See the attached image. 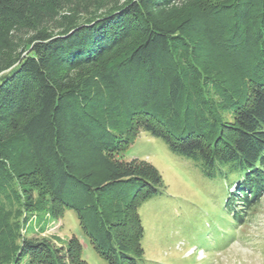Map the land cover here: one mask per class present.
<instances>
[{
	"label": "trees",
	"instance_id": "1",
	"mask_svg": "<svg viewBox=\"0 0 264 264\" xmlns=\"http://www.w3.org/2000/svg\"><path fill=\"white\" fill-rule=\"evenodd\" d=\"M99 1L0 0L3 264H63L1 213L17 187L29 213L47 200L74 210L108 264L144 263L138 207L166 185L152 165L116 159L131 130L198 161L234 220L264 194V0H113L91 13Z\"/></svg>",
	"mask_w": 264,
	"mask_h": 264
},
{
	"label": "rangeland",
	"instance_id": "2",
	"mask_svg": "<svg viewBox=\"0 0 264 264\" xmlns=\"http://www.w3.org/2000/svg\"><path fill=\"white\" fill-rule=\"evenodd\" d=\"M100 1L103 9H97L98 4L89 5L91 13L100 14L113 2ZM214 65L219 72L216 74L226 71L231 85L227 64ZM222 117L232 123L231 114ZM128 140L129 145L116 159L124 164L137 161L152 165L166 185L161 199L148 200L138 207L144 227L143 264H264V194L253 210L244 213V219L234 220L225 209L227 188L206 177L198 161L170 151L163 140L147 132L131 130ZM29 180L26 185L36 183L33 178ZM10 195L1 199V213L17 225L21 239L46 240L63 264H108L74 210L56 205L53 213L47 200L44 211L29 213L24 206L27 196L20 187ZM40 195L34 191V202ZM20 264L31 262L24 259Z\"/></svg>",
	"mask_w": 264,
	"mask_h": 264
}]
</instances>
